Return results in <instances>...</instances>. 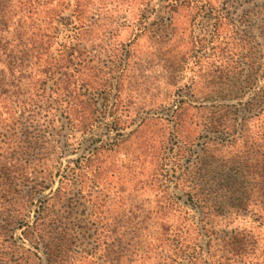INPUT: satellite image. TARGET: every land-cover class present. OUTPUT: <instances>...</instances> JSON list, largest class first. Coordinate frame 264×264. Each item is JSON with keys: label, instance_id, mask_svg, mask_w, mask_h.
I'll return each mask as SVG.
<instances>
[{"label": "rangeland", "instance_id": "rangeland-1", "mask_svg": "<svg viewBox=\"0 0 264 264\" xmlns=\"http://www.w3.org/2000/svg\"><path fill=\"white\" fill-rule=\"evenodd\" d=\"M11 1L0 92L5 84L3 97L19 105L36 83L55 103L49 116L41 110L36 171L26 164L0 187V264H264V197L251 192L252 175L242 179L247 211L214 222L238 234L234 245L196 238L205 224L194 195L209 191L232 211L225 168L194 169L216 137L206 130L215 108L228 125L253 116L251 134L264 130V105L246 106L264 87V0ZM0 113L11 124L1 104ZM239 150L215 158L233 166ZM71 167V190L56 192ZM17 176L44 187L11 192ZM178 228L191 233L182 257L167 241Z\"/></svg>", "mask_w": 264, "mask_h": 264}, {"label": "trees", "instance_id": "trees-1", "mask_svg": "<svg viewBox=\"0 0 264 264\" xmlns=\"http://www.w3.org/2000/svg\"><path fill=\"white\" fill-rule=\"evenodd\" d=\"M175 1L176 3H174V7L180 5L179 3H182V0ZM11 8V0H0V52L3 50V48H5V43H3V41L5 40L4 34L8 31V18L10 12H12ZM218 21V18H215V29L217 30L219 27ZM210 42L213 41L209 40L205 44H202L201 47L209 49L208 45ZM2 56L5 57L3 60L6 61V58H8V54L6 52H3ZM16 60L18 59L14 58V61ZM30 63L31 62L27 63V68L30 67ZM24 65V61H22L21 64H14V67L12 68L14 81L15 79H17V77L14 76V69L19 68V73L21 74L19 76L20 79H22L23 69L21 68V66ZM0 75L2 80L4 77V73L0 72ZM45 81V84H47V80ZM35 84L36 83H34L33 88H31L30 97L28 99L29 101L22 100L20 102L19 100V103H21L19 105H15L14 102L12 104V102H8V100L3 97L2 91L4 90L5 84L1 85V87L3 86V89L0 92V104L10 112L9 114H11L12 121L11 124H4L3 118L0 117V187L2 184H5L7 178L12 172L17 173L18 171L24 169V165L28 164V168L31 169L32 173L36 171V167L40 163L39 156L41 146H39V142L41 141L42 136L40 135L41 130L38 129V124L41 119L45 118L43 117V115H41V110L44 111L46 116H49V113L51 109H53L52 107L55 102L51 98L52 96L51 94H49L47 88H41L39 85L36 86ZM5 101L7 102V104H3ZM262 105H264V87L260 90L255 98H253L249 102H246V106L248 107L249 112L257 109V107H261ZM215 109L216 110L214 112L218 114V117L217 119L209 121L206 130L216 134V137H209L203 142V154L202 156H200V154L198 155V162H196L197 165L194 166L195 173L197 172L198 174L201 170H204L205 168L203 167L205 166L209 167L212 165H217L216 168L224 167L227 172V177L234 181L233 187L237 188L233 189V191L228 192L229 194L231 193L228 198L229 202L226 201L224 203L232 211L224 210V213L220 210L221 208L219 209V212V210L217 209L218 206H216L215 204H211L209 191L194 192L196 200L199 202V208L201 209L200 213L204 215L203 222L205 224L204 226H198L196 224L195 229L196 238L208 237L209 243H213V240H217L220 245L221 243H225V245L229 246L234 245V243L236 242L235 240H237L238 238V234H233V232H229L226 229L218 230L217 223L215 224L214 222H216V219L226 217L231 219L232 215L239 216L241 215V213L247 211L246 207L250 205V200L246 195H244L245 193H247L246 186H244L246 183L242 181L246 174L252 175L251 178L255 180L254 184L256 189L252 190L251 192L264 197V130L261 133H257V135L251 134L247 126V122L253 116H243L242 118L244 121L241 124H236L233 126L228 125L227 122H222V114H220V110H218L217 108ZM257 115L258 114H254V116ZM44 120L45 119H43V121ZM40 124L43 125L44 122H40ZM23 126H28V128L32 129L31 135L26 141L22 138V136H19V133L22 131ZM12 130L14 131L11 132ZM25 139H27V137ZM236 144H239L240 150L235 154L236 160L234 161L233 166H229L228 164H226H230L231 160H226V158H224L225 160H219L215 158V153H218L223 148L228 149ZM219 161H221L222 163V165L220 166L218 165ZM223 162L226 163L224 164ZM199 164L201 166H199ZM17 165L21 167L18 169ZM13 169H15V171ZM197 174L195 175L196 181H193V183H195V190L202 187V184L200 183V180L202 178L200 177V175H198L197 177ZM74 175L75 169L71 167L68 174L64 176L62 175L59 187L57 188L56 192H66V190H71V186L73 185L72 183H74ZM18 177L19 176L13 177L12 179L15 180V187L11 190V192H35L38 186L41 185L42 188L44 187V181L36 182L34 180V177L31 180L24 179L23 181H21V183H18ZM24 182L28 183L26 186V188L28 189L27 191L21 188L23 186L25 187L26 183ZM29 183L33 184V186L30 187ZM46 187L49 188L48 185L45 186V188ZM0 189L2 191V188ZM236 193H238L237 197L234 196ZM226 213H229L228 216ZM258 217V221L264 220L263 213H260ZM219 232H221L222 234H220ZM172 235L173 236L171 238H167V241L177 249V254H180L181 257L186 255V249H183L182 247L184 245V242L187 241V239L191 235L190 228H178ZM217 251L215 250V253ZM228 252L235 253V250L229 249ZM118 263V260L115 259H112L110 261V264Z\"/></svg>", "mask_w": 264, "mask_h": 264}]
</instances>
